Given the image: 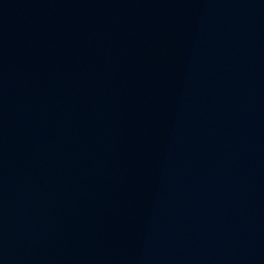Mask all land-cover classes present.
Returning a JSON list of instances; mask_svg holds the SVG:
<instances>
[{"label": "water", "instance_id": "95a60500", "mask_svg": "<svg viewBox=\"0 0 264 264\" xmlns=\"http://www.w3.org/2000/svg\"><path fill=\"white\" fill-rule=\"evenodd\" d=\"M0 264H264V0H0Z\"/></svg>", "mask_w": 264, "mask_h": 264}]
</instances>
